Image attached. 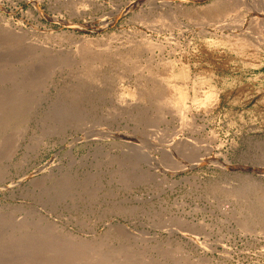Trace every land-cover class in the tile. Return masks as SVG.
Returning a JSON list of instances; mask_svg holds the SVG:
<instances>
[{
	"label": "rangeland",
	"instance_id": "1",
	"mask_svg": "<svg viewBox=\"0 0 264 264\" xmlns=\"http://www.w3.org/2000/svg\"><path fill=\"white\" fill-rule=\"evenodd\" d=\"M263 40L264 0H0V264H264Z\"/></svg>",
	"mask_w": 264,
	"mask_h": 264
},
{
	"label": "bare ground",
	"instance_id": "2",
	"mask_svg": "<svg viewBox=\"0 0 264 264\" xmlns=\"http://www.w3.org/2000/svg\"><path fill=\"white\" fill-rule=\"evenodd\" d=\"M219 9L222 10L221 6H220V5H217V6L215 5V6H214L213 8H211L210 10H212V11H218ZM220 10H219V12H221ZM212 13H213V12H211L210 14H212ZM255 19H256V18H255ZM234 20H235V19H234ZM253 20H254V19H253ZM253 20H252V21H253ZM240 23H241V22H240ZM253 23H254V22H253ZM259 23H260V22H259ZM160 25H161V24H160ZM254 25H255V24H254ZM240 26H241V25H240ZM252 26H253V25H252ZM248 27H249V26H248ZM250 27H251V26H250ZM233 28H234V27H233ZM235 28H238V27H235ZM246 28H247V27H246ZM246 28H244V29L246 30ZM239 29H240V28H239ZM247 29H249V28H247ZM241 31H242V29H241ZM241 34H242V32H241ZM241 36H242V35H241ZM252 37H253V36H252ZM259 38H260V37H259ZM231 39H232V38H231ZM255 39H257V38H255ZM232 40H233V39H232ZM220 41H221V40H219V42H220ZM250 41L254 42L253 40H250ZM258 41H260V40H258ZM263 41H264V40H263ZM154 43H155V42H154ZM234 44H235V43H234ZM236 44H237V43H236ZM154 45H155V44H154ZM155 46H156V45H155ZM233 47H234V46H233ZM261 53H262V52H261ZM257 55H258V54H257ZM166 65H167V63H166ZM169 66L172 67L170 64H169ZM167 70H168V69H167ZM170 71H171V70H170ZM170 71H169V72H170ZM164 72H165V71H164ZM167 72H168V71H167ZM165 75H166V74H165ZM160 76H161V75H160ZM187 77H188V76H187ZM185 80H186V79H185ZM158 82H159V81H158ZM187 82H188V81H187ZM167 83H168V82H167ZM173 84H174V83H173ZM155 85H156V83H155ZM171 85H172V84H171ZM173 86H174V85H173ZM155 87H156V86H155ZM176 87H178V86H176ZM183 87H184V86H183ZM142 88H143V87H141V89H139L138 92H140V91L142 90ZM148 88H149V87H148ZM162 88H163V87H162ZM162 88L160 87V89H162ZM184 89H186V88H184ZM184 89H183V91H184ZM143 90H144V89H143ZM145 91L148 93L150 90H149V91L145 90ZM151 91H153V92L156 93V92H158V91H160V90H159V88L156 87L154 90L151 89ZM151 91H150V92H151ZM167 91H168V90H167ZM175 91H176V90H175ZM141 92H142V91H141ZM150 92H149L148 94H151V95H152V93H150ZM160 92L163 93V91H160ZM188 92H189V91H188ZM142 93H143V92H142ZM147 93L145 94L146 96H148ZM166 93H167V92H166ZM170 93H171V92H170ZM185 93H186V92H185ZM207 93H208V92H207ZM140 94H141V93H140ZM172 94H173V93H172ZM172 94H171V95H172ZM174 94H175V93H174ZM138 95H139V94H138ZM141 95H142V94H141ZM151 95H150V96H151ZM204 95H205V94H204ZM169 96H170V95H169ZM186 96H187V95L182 94V93L180 92V98H179V100H180V102L183 101V104L185 103L184 101H185V97H186ZM207 96H209V95H207ZM207 96H206V97H207ZM138 97H140V96H138ZM157 97H158V96H157ZM191 97H192V96H191ZM159 98H161V97H159ZM204 98H205V97H204ZM206 99L208 100V98H206ZM206 99H203V100L205 101ZM210 99H211V98H210ZM178 102H179V101H178ZM178 102H177V104H179ZM207 104H208V102H207ZM203 105H204V104H203ZM188 106H189V105H188ZM211 106H212V105H211ZM211 106H210V107H211ZM210 107H209V108H210ZM187 161H188V160H187ZM192 164H193V163H192ZM76 256H77V255H76ZM210 259H211V258H210ZM207 260H208V259H206V261H207ZM80 261H81V260H80ZM204 261H205V259H204ZM209 261H211V260H209ZM207 263H208V262H207ZM211 264H212V263H211Z\"/></svg>",
	"mask_w": 264,
	"mask_h": 264
}]
</instances>
